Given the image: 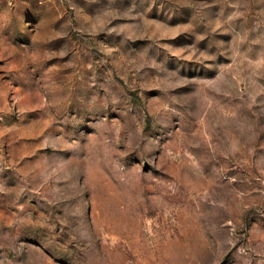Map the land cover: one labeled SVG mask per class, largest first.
<instances>
[{
	"label": "rangeland",
	"instance_id": "1",
	"mask_svg": "<svg viewBox=\"0 0 264 264\" xmlns=\"http://www.w3.org/2000/svg\"><path fill=\"white\" fill-rule=\"evenodd\" d=\"M0 264H264V0H0Z\"/></svg>",
	"mask_w": 264,
	"mask_h": 264
}]
</instances>
